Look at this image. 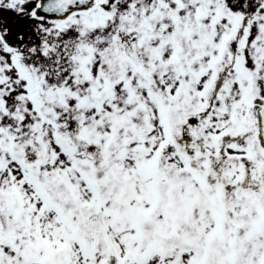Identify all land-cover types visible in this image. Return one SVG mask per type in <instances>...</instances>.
<instances>
[{"label": "snow or ice", "instance_id": "1", "mask_svg": "<svg viewBox=\"0 0 264 264\" xmlns=\"http://www.w3.org/2000/svg\"><path fill=\"white\" fill-rule=\"evenodd\" d=\"M0 264H264V0H0Z\"/></svg>", "mask_w": 264, "mask_h": 264}]
</instances>
